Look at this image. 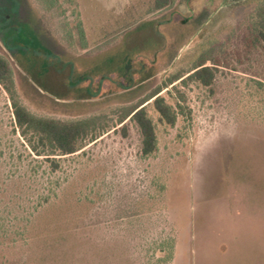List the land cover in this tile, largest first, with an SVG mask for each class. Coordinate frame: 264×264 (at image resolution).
<instances>
[{
	"label": "rangeland",
	"instance_id": "rangeland-1",
	"mask_svg": "<svg viewBox=\"0 0 264 264\" xmlns=\"http://www.w3.org/2000/svg\"><path fill=\"white\" fill-rule=\"evenodd\" d=\"M260 1L0 0V56L39 117L110 127L172 76L215 68L209 87L160 92L172 127L145 105L151 156L126 120L54 173L28 156L0 89V264H264Z\"/></svg>",
	"mask_w": 264,
	"mask_h": 264
},
{
	"label": "trees",
	"instance_id": "trees-1",
	"mask_svg": "<svg viewBox=\"0 0 264 264\" xmlns=\"http://www.w3.org/2000/svg\"><path fill=\"white\" fill-rule=\"evenodd\" d=\"M173 3L174 0H153V9L159 11L170 7ZM48 4L50 7H57L58 0H49ZM259 9L258 32L255 37H257L258 47H262L264 43V0L259 2ZM78 28L80 29V25ZM79 35L81 37L80 31ZM214 71L213 66H205V62H201L184 74L172 76L162 88L155 89L136 104L121 110L116 124L110 127L98 117L65 122L32 114L21 103L9 62L2 56H0V89L9 103L14 123L13 132H17L29 152L28 156L40 158L41 162L47 163L49 172L54 173L59 169V161L62 157L74 155L85 146L86 142H94L117 126L124 130L126 120L137 126L141 137L140 156L142 158L151 156L156 151L157 140L154 124L146 113L145 105L151 102L158 115V121L172 127L176 121V114L159 95L160 92L169 86L173 87L176 82L182 83L185 79L198 82L203 87H209L214 81ZM47 198L48 196L45 199ZM166 245L162 246L164 249L159 247L160 249L156 250L164 253L163 261H168L171 256L170 247Z\"/></svg>",
	"mask_w": 264,
	"mask_h": 264
}]
</instances>
